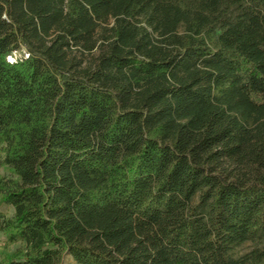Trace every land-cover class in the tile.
<instances>
[{
  "label": "trees",
  "instance_id": "trees-1",
  "mask_svg": "<svg viewBox=\"0 0 264 264\" xmlns=\"http://www.w3.org/2000/svg\"><path fill=\"white\" fill-rule=\"evenodd\" d=\"M0 155V264H264V0H0Z\"/></svg>",
  "mask_w": 264,
  "mask_h": 264
},
{
  "label": "rangeland",
  "instance_id": "rangeland-1",
  "mask_svg": "<svg viewBox=\"0 0 264 264\" xmlns=\"http://www.w3.org/2000/svg\"><path fill=\"white\" fill-rule=\"evenodd\" d=\"M2 161H3V156L0 155V176L9 178L11 177L12 174L7 167L2 165ZM12 214H13V210L10 207L5 206V205H0V215L12 216ZM2 240H3V237H2V234H0V244L2 243ZM249 248H250V244H245L237 249V253L242 254L248 251ZM63 264H75V262L71 259V257L65 256L63 260Z\"/></svg>",
  "mask_w": 264,
  "mask_h": 264
},
{
  "label": "built area",
  "instance_id": "built-area-1",
  "mask_svg": "<svg viewBox=\"0 0 264 264\" xmlns=\"http://www.w3.org/2000/svg\"><path fill=\"white\" fill-rule=\"evenodd\" d=\"M15 57H16V54H14V56H12V57H8V60H9L10 62H12V61L14 60Z\"/></svg>",
  "mask_w": 264,
  "mask_h": 264
}]
</instances>
